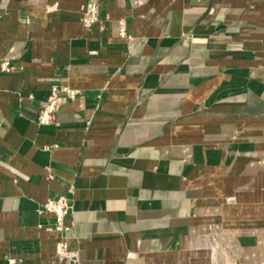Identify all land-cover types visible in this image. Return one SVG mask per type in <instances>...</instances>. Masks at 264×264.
<instances>
[{
  "label": "crops",
  "instance_id": "1",
  "mask_svg": "<svg viewBox=\"0 0 264 264\" xmlns=\"http://www.w3.org/2000/svg\"><path fill=\"white\" fill-rule=\"evenodd\" d=\"M84 3L0 0V264H69L39 226L61 195L77 264H264V0Z\"/></svg>",
  "mask_w": 264,
  "mask_h": 264
},
{
  "label": "built area",
  "instance_id": "2",
  "mask_svg": "<svg viewBox=\"0 0 264 264\" xmlns=\"http://www.w3.org/2000/svg\"><path fill=\"white\" fill-rule=\"evenodd\" d=\"M136 2H138V0H136ZM99 5L100 0H85L79 16V20L83 27L88 28L99 21ZM119 24V34L120 36H124L125 30L122 21H120ZM0 70L9 72L12 70V66L9 65L8 61H3L0 64ZM77 95L78 91L66 84L52 85L46 101L43 102L38 111V123L48 124L52 122L57 110L67 101L73 100ZM70 209L71 205L68 199L63 195L46 199L38 210V213L50 216L51 223L44 225L40 224L39 226L56 234L57 241L55 243V251L57 256L60 259H66L69 264H77L78 256L76 253L68 251V237L66 236V232L70 229V225L65 223V216ZM8 264L16 263L14 259H9Z\"/></svg>",
  "mask_w": 264,
  "mask_h": 264
},
{
  "label": "rangeland",
  "instance_id": "3",
  "mask_svg": "<svg viewBox=\"0 0 264 264\" xmlns=\"http://www.w3.org/2000/svg\"><path fill=\"white\" fill-rule=\"evenodd\" d=\"M260 195L263 196L262 199H264V190L260 192ZM234 202H236L235 199H234V201L233 200L230 201V203H234ZM244 202H246V201H244ZM227 227L229 228L228 225H227ZM227 227L225 229H227ZM222 231L223 230H221V228L213 229V227L210 226L202 234H199L198 235L199 237H197L198 241L196 242V248H198L199 250L205 251L208 254H209V252H211L210 261L218 260L217 253L219 252V250L226 249V246L225 247L224 246L220 247L219 240H220V237L223 238L224 234L225 233L228 234V232H227V230H225L226 232L223 234Z\"/></svg>",
  "mask_w": 264,
  "mask_h": 264
}]
</instances>
